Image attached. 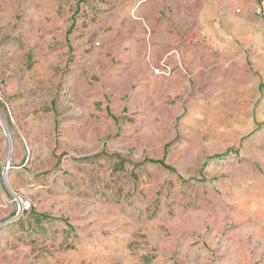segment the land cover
Masks as SVG:
<instances>
[{"label": "rangeland", "instance_id": "obj_1", "mask_svg": "<svg viewBox=\"0 0 264 264\" xmlns=\"http://www.w3.org/2000/svg\"><path fill=\"white\" fill-rule=\"evenodd\" d=\"M73 2L75 11L91 3L94 21L109 8ZM49 4L0 0V264H54L57 255L58 264H264V26L255 8L260 23L248 21L232 52L186 91L101 118L91 114L99 99L124 102L144 87L113 77L120 71L77 68L64 39V50L51 43ZM246 8L236 16L253 15ZM3 122L16 137L11 161ZM66 226L72 241L55 245ZM131 229L117 257L79 252L83 240ZM46 235L57 237L52 249Z\"/></svg>", "mask_w": 264, "mask_h": 264}, {"label": "crops", "instance_id": "obj_2", "mask_svg": "<svg viewBox=\"0 0 264 264\" xmlns=\"http://www.w3.org/2000/svg\"><path fill=\"white\" fill-rule=\"evenodd\" d=\"M35 2L51 3V19L56 28L51 43L56 42L61 46V50H64V39L69 53L68 59L73 61L77 68L95 72L102 69L120 71L113 77L144 87L143 91L124 96V102L118 97L111 100V103H106V98L104 101L99 99L102 102V111L96 113L93 110L91 114L101 118L107 117L113 106L120 113L131 114L138 102H157L160 94L164 95L165 100L174 99V96L186 91L193 75L197 76L200 72L202 77L203 69L216 66L219 55L225 56L232 52L235 38L242 36L243 32L250 28L248 21L252 20L254 24L261 22L264 26V21L254 16L253 10L257 5H252L250 0H109L108 9L97 10L96 21L93 20L95 13L88 2L80 4L77 11L74 10L73 0ZM238 6H246L245 10L252 11L253 15L237 17L235 9ZM34 13L42 24L47 22L42 13L37 10H34ZM96 23L99 24L96 26ZM37 26L38 24L35 27ZM36 30L35 36H38V29ZM23 35L18 33L12 37L20 40ZM95 36H99L97 40H101L105 46L99 44L92 48L97 41ZM111 44L116 46H110ZM108 53L114 54L108 59ZM204 61L206 64H203ZM164 65L169 68V73L155 72L157 69L161 71ZM139 92L146 97H137ZM119 102L123 104H118ZM68 230V226L63 229L61 240L46 235L42 242L50 244V249L53 248L54 240L57 246L60 241L71 242L72 237ZM133 230L131 229L130 233L119 232L114 240H106L104 235H98V243H91L89 239L87 242L83 240L79 252L91 255V252L98 250L101 257L108 249L117 257L124 251V239L127 236V246ZM54 232L57 233L56 230ZM67 246L68 244L65 248ZM68 252V258L73 261L76 250L70 248ZM223 256L227 263H232L231 260L235 258L232 253L230 256L229 252ZM50 259L54 264L59 262L58 255Z\"/></svg>", "mask_w": 264, "mask_h": 264}, {"label": "bare ground", "instance_id": "obj_3", "mask_svg": "<svg viewBox=\"0 0 264 264\" xmlns=\"http://www.w3.org/2000/svg\"><path fill=\"white\" fill-rule=\"evenodd\" d=\"M1 127H2L3 132H5V134L7 136V156L9 158V161H11L13 158L14 140L16 137L8 130V128L4 122H3ZM4 175L7 176V179H8L9 173L7 174V171L4 172Z\"/></svg>", "mask_w": 264, "mask_h": 264}, {"label": "built area", "instance_id": "obj_4", "mask_svg": "<svg viewBox=\"0 0 264 264\" xmlns=\"http://www.w3.org/2000/svg\"><path fill=\"white\" fill-rule=\"evenodd\" d=\"M254 11H255L256 15H257L262 21H264V6H262V5L256 6ZM162 67H164V69L167 70V71L165 70L166 72L169 71V68H168L167 66L164 65V66H162ZM157 72H159V70H158ZM163 73H164V72H163ZM168 73H169V72H168ZM27 209H28V208H27L26 204L23 203L22 208H19L18 211H17V213H16V219H18V218H19V215H20V214H23ZM17 217H18V218H17Z\"/></svg>", "mask_w": 264, "mask_h": 264}, {"label": "trees", "instance_id": "obj_5", "mask_svg": "<svg viewBox=\"0 0 264 264\" xmlns=\"http://www.w3.org/2000/svg\"><path fill=\"white\" fill-rule=\"evenodd\" d=\"M160 164L164 165V162L162 161V162H160Z\"/></svg>", "mask_w": 264, "mask_h": 264}]
</instances>
